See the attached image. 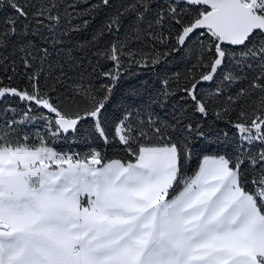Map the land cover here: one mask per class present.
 <instances>
[{
	"label": "snow or ice",
	"instance_id": "6c2138e0",
	"mask_svg": "<svg viewBox=\"0 0 264 264\" xmlns=\"http://www.w3.org/2000/svg\"><path fill=\"white\" fill-rule=\"evenodd\" d=\"M0 264H264V0H0Z\"/></svg>",
	"mask_w": 264,
	"mask_h": 264
}]
</instances>
